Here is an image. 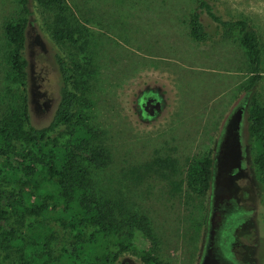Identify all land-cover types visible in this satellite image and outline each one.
<instances>
[{
	"label": "rangeland",
	"instance_id": "obj_1",
	"mask_svg": "<svg viewBox=\"0 0 264 264\" xmlns=\"http://www.w3.org/2000/svg\"><path fill=\"white\" fill-rule=\"evenodd\" d=\"M193 1L66 0L63 12L41 5L26 32L31 120L47 124L58 99L54 28H79L75 41L61 47L84 80L75 119L95 132L90 144L107 152L102 164H85L94 192L111 201L120 223L134 214L145 217L155 239L149 248L161 264H264V182L247 135L256 73L237 32L227 37L211 23L212 39L190 35ZM215 1L223 16L250 22L264 52V0ZM20 13V0H0V130L23 106L4 33ZM260 75L257 102L264 106V64ZM147 101L153 109L145 108ZM58 137L65 142L69 130ZM207 156L210 184L200 193V182L192 184L189 175ZM17 171L0 153V209L6 211L0 234L10 233L0 264H95L89 256L94 245L82 244L96 228L89 220L73 225L6 209L11 193L26 192L34 204L43 200L37 194L42 175L24 178ZM70 243L77 250L67 254ZM102 252L116 257L112 264H143L116 242Z\"/></svg>",
	"mask_w": 264,
	"mask_h": 264
},
{
	"label": "trees",
	"instance_id": "obj_2",
	"mask_svg": "<svg viewBox=\"0 0 264 264\" xmlns=\"http://www.w3.org/2000/svg\"><path fill=\"white\" fill-rule=\"evenodd\" d=\"M20 3L19 18L14 22H7L4 33L12 47L10 64L19 79L23 106L19 112H10L2 121L0 138L5 142V149L0 150V153L15 161L17 175L24 178L42 175L37 185V194L38 200H43L34 204L29 201L30 195L26 192L11 193L6 201V209L19 217L27 214L51 216L68 220L73 225L89 220L96 228L87 238L82 239V244L94 245L89 256L95 259V264L114 262L115 256L109 257L102 252L110 242L119 243L123 250H130L133 255L142 259L143 264H161L149 248L155 246V239L145 217L134 214L120 223L111 201L100 198L92 188L90 171L85 164H102L107 152L100 145L90 144V139L94 138L90 136L95 132L75 119L84 80L78 71L79 67L68 61L61 47L63 41H75L79 28H54L52 57L58 75V99L47 124L36 126L32 123L27 97V27L31 20L39 19L41 5L55 6L63 12L66 0H20ZM211 23L215 26L214 32L219 30L227 37L234 32L238 33L240 44L246 49L249 64L256 73L249 85L251 95L248 102L247 135L254 150V167L264 182V106L257 102V86L264 64L263 45L258 31L248 20L223 16L215 0H194L189 13L190 35L199 42L212 39L215 35L209 29L208 25ZM66 130H69V137L61 142L58 136ZM13 155H18L19 160L11 157ZM197 166L189 179L192 184L200 182L202 187L199 192L204 193L210 184L212 158L205 157ZM47 198L51 201H45ZM4 212L6 213L0 209V215ZM9 236L8 231L0 234V249L6 252L10 249ZM40 238L46 240L47 233H42ZM125 242L128 246H125ZM75 250L77 245L68 244L67 254Z\"/></svg>",
	"mask_w": 264,
	"mask_h": 264
},
{
	"label": "flooded vegetation",
	"instance_id": "obj_3",
	"mask_svg": "<svg viewBox=\"0 0 264 264\" xmlns=\"http://www.w3.org/2000/svg\"><path fill=\"white\" fill-rule=\"evenodd\" d=\"M149 104H150V106H151V109H153L154 107H153V103L151 102H149V101H147L146 103H145V108L147 109V110H149ZM154 104H156V102L154 103Z\"/></svg>",
	"mask_w": 264,
	"mask_h": 264
}]
</instances>
